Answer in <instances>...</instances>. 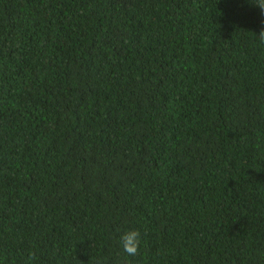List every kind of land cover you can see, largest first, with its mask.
<instances>
[{
	"label": "trees",
	"instance_id": "16d2710c",
	"mask_svg": "<svg viewBox=\"0 0 264 264\" xmlns=\"http://www.w3.org/2000/svg\"><path fill=\"white\" fill-rule=\"evenodd\" d=\"M0 264H264L257 0H0Z\"/></svg>",
	"mask_w": 264,
	"mask_h": 264
},
{
	"label": "clouds",
	"instance_id": "9594fccd",
	"mask_svg": "<svg viewBox=\"0 0 264 264\" xmlns=\"http://www.w3.org/2000/svg\"><path fill=\"white\" fill-rule=\"evenodd\" d=\"M257 4L259 8L261 9V12L264 13V0H257ZM126 241V250L129 253H134L136 250L135 240L138 239V234L131 233L124 237Z\"/></svg>",
	"mask_w": 264,
	"mask_h": 264
}]
</instances>
